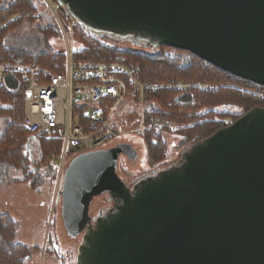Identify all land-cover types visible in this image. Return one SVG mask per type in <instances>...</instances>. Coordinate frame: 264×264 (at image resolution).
<instances>
[{"label": "water", "instance_id": "95a60500", "mask_svg": "<svg viewBox=\"0 0 264 264\" xmlns=\"http://www.w3.org/2000/svg\"><path fill=\"white\" fill-rule=\"evenodd\" d=\"M58 1L93 35L188 49L264 85V0ZM134 152L120 143L69 162L59 192L81 234L75 264H264V107L127 181L119 157ZM100 194L109 203L91 215Z\"/></svg>", "mask_w": 264, "mask_h": 264}, {"label": "trees", "instance_id": "16d2710c", "mask_svg": "<svg viewBox=\"0 0 264 264\" xmlns=\"http://www.w3.org/2000/svg\"><path fill=\"white\" fill-rule=\"evenodd\" d=\"M43 6L42 0H0V20L22 8L38 13L37 18L42 17L44 13L39 14V11ZM22 21L20 19L11 23L0 32V57L32 61L44 76L63 71L65 49L54 47L49 41L53 33L59 36L62 34L57 20L56 27L49 24L44 26L42 42L35 49L31 47L27 51L18 44L19 37L12 38L16 37V32L6 36L10 29L20 27ZM74 27L78 35L84 37L79 40L83 44L82 48L75 49L80 59L108 60L112 57L134 61L141 66L142 78L154 83L177 79H208V82L218 83L217 88L215 85L207 89L196 87L182 92L162 86L152 88L145 103L147 113L163 116L176 124L175 127L153 126L143 132L137 131L145 140L149 158L156 164L168 157L169 143L164 138L165 132L182 136L187 147L228 125L229 120L232 123L252 107H264V96H261V93L264 94V85L234 75L188 49L163 44L156 47L133 45L137 48H132L116 43L120 41L93 35L78 24ZM24 110V82L18 73H7L0 85V142H4L0 145V170L22 166L27 160L29 163L35 162L33 166L30 165V171L40 169L38 164L51 167L52 178L55 180L57 174L50 165V151L53 147L59 150L61 143L41 134H31L23 123ZM135 112L138 117V112ZM131 116L133 119L134 114ZM30 136L37 140L40 158H34L27 149ZM15 224L13 217L0 214V264H23L27 256L28 247L14 240Z\"/></svg>", "mask_w": 264, "mask_h": 264}, {"label": "built area", "instance_id": "2783aa9c", "mask_svg": "<svg viewBox=\"0 0 264 264\" xmlns=\"http://www.w3.org/2000/svg\"><path fill=\"white\" fill-rule=\"evenodd\" d=\"M42 1L53 11L65 39L64 70L44 76L32 61L0 57V85L7 73H18L24 82L25 128L33 135L41 134L60 141V149L53 147L50 151V165L57 172L59 183L75 155L107 147L124 132V128L117 125V119H121L117 109L121 104L127 107L133 103L138 107L135 110L138 112L137 131L143 132L153 126H176L160 115L147 113L144 103H140L149 85L142 82L137 65L112 57L108 60L78 58L61 16L72 20L71 28L75 19L58 0ZM26 15L29 11L25 9L11 12L6 20H0V29ZM172 85L177 89L188 87L180 82ZM192 85L205 87L201 83Z\"/></svg>", "mask_w": 264, "mask_h": 264}, {"label": "rangeland", "instance_id": "374dc122", "mask_svg": "<svg viewBox=\"0 0 264 264\" xmlns=\"http://www.w3.org/2000/svg\"><path fill=\"white\" fill-rule=\"evenodd\" d=\"M44 5L45 6L40 7L41 11H39V14L44 13V15L38 18L36 17L38 13H35L31 9H25L29 11V15L20 18L23 19L21 26L16 29H10L8 34H6V36H9L12 32H16V37L13 36L12 38L19 37L18 44L25 51L31 49V47L35 49L37 45L42 42V37L44 35L43 28L46 24H49L51 27H56L57 25L56 20H54L55 16L52 17L51 15L53 11L47 9V4L44 3ZM33 13L35 16H33ZM9 15L10 13L8 16ZM6 19L7 17L2 19V21ZM61 20L66 28L67 35L72 40L73 49L82 48L83 44L79 40L84 37L78 35L76 32L77 30L74 27L76 23H74L71 28L70 23L72 20H67L63 16H61ZM14 22L15 21H12L9 24ZM3 29H0V32L3 31ZM49 41L54 47H65L63 34L59 36L53 33L49 37ZM116 43H118V45H127L132 48H137L128 42L120 41V43ZM132 62L139 67V77L142 78L141 66L134 61ZM206 80L207 81L177 79L154 83L142 78V82H146L149 87L145 98L140 101V103H144L145 106L149 92L152 88H155L156 84L158 87L162 86L167 89L181 92L196 88L192 85L193 83L204 84L205 87L203 88L206 89L215 86L216 88L218 87V83L215 84L208 82V79ZM177 82L188 87L185 89H177L172 85ZM261 96L263 97L264 94L261 93ZM137 108L138 107L133 103L129 104L127 107L125 104H121L118 107L117 114L121 115V119H117V125L123 127L124 132L117 135L107 144V147H109L125 143L135 149L134 157H129L125 153H121L119 157L118 173L127 181L132 179L135 175L177 160L186 148V143L183 142L182 136L165 132L164 138L169 143L168 157L159 164L152 162L148 156V149L143 136L135 130L138 120L135 115V110ZM222 109L225 110L226 108L223 106ZM124 112L125 115H123ZM133 114V119H131V115ZM161 117L165 118L163 116ZM1 144L3 145L4 142L1 141L0 145ZM37 150L38 145L35 144V151L37 152ZM33 156L37 158L38 153H34ZM30 163L26 160L22 166H11L10 168L0 170V214L9 215L16 220L14 240L24 243L28 247L27 256L23 264H75L76 252L81 234L72 236V233H69L67 227L64 225L61 194L59 192L61 183L57 181V178H55V180L52 178L51 167H48L46 164H38L40 169L30 171V165L35 162ZM108 203L107 194L95 196L90 205V214H96L99 208Z\"/></svg>", "mask_w": 264, "mask_h": 264}, {"label": "flooded vegetation", "instance_id": "af4514ba", "mask_svg": "<svg viewBox=\"0 0 264 264\" xmlns=\"http://www.w3.org/2000/svg\"><path fill=\"white\" fill-rule=\"evenodd\" d=\"M37 143V140L34 136H32V139H31V142L29 143L28 145V148L31 150V155L33 156L34 153H38V150L37 152L35 151V144ZM34 157V156H33ZM41 156H37V158H40ZM102 208V207H101ZM100 209V208H99ZM99 211V210H98Z\"/></svg>", "mask_w": 264, "mask_h": 264}]
</instances>
